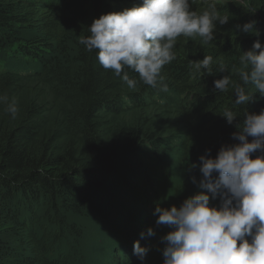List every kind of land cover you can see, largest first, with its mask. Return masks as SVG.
Returning a JSON list of instances; mask_svg holds the SVG:
<instances>
[{
  "label": "trees",
  "instance_id": "16d2710c",
  "mask_svg": "<svg viewBox=\"0 0 264 264\" xmlns=\"http://www.w3.org/2000/svg\"><path fill=\"white\" fill-rule=\"evenodd\" d=\"M142 2L0 0V97L18 106L12 119L0 102V264H163L153 250L143 262L132 254L135 242H150L148 235L141 238L149 197L171 179L179 207L200 191L193 177L199 182L202 174L189 165L239 143L232 134L245 111L264 110V97L252 85L248 105H235L231 85L227 92L214 88L224 76L241 83L232 71L239 56L257 40L264 45V0L216 2L230 19L217 23L207 45L179 37L177 59L161 72L167 92L139 82L131 70L138 84L129 89L99 64L96 51L78 42L90 35L94 19ZM206 8L191 2L197 13ZM253 20L258 35L237 29ZM206 55L213 57V75L189 66ZM221 63L227 71H218ZM224 108L237 113L231 125L220 115ZM113 183L122 191L109 211L99 194ZM107 213L113 224L81 252L91 230L87 221L104 220Z\"/></svg>",
  "mask_w": 264,
  "mask_h": 264
},
{
  "label": "clouds",
  "instance_id": "9594fccd",
  "mask_svg": "<svg viewBox=\"0 0 264 264\" xmlns=\"http://www.w3.org/2000/svg\"><path fill=\"white\" fill-rule=\"evenodd\" d=\"M191 2L194 0H143L141 5L103 14L88 27L90 35L78 42L86 51H96L99 64L129 89H136L138 84L130 78L131 70L138 74L139 82L167 92L161 72L177 59V39L199 38L202 46L207 45L215 39L217 23L225 25L230 19L220 14L216 0H204L207 8L201 13L191 10ZM237 29L259 34L254 20L237 25ZM212 64L211 55L189 61L193 71L204 70L208 75H213ZM218 71H227L223 63ZM232 71L241 83L233 84L231 76H224L214 81L216 91L227 92L231 85L235 105H248L253 100L248 85L264 97V45L259 40L251 50L242 52L239 67L233 66ZM0 102L16 119L15 101L8 103L2 96ZM220 115L230 125L237 118L230 108H224ZM236 127L232 138L239 143L222 145L214 158L202 155L198 165H189V169L199 167L202 174L199 182L193 177L200 191L179 207L155 208L156 225L171 229L161 238L166 245L163 264H264V110L256 114L247 109L242 126ZM254 153L261 154L253 158ZM217 198L219 205L211 204ZM144 235L141 233V238ZM147 235H155V229L149 228ZM147 252L139 241L134 243L133 254L141 262Z\"/></svg>",
  "mask_w": 264,
  "mask_h": 264
},
{
  "label": "rangeland",
  "instance_id": "374dc122",
  "mask_svg": "<svg viewBox=\"0 0 264 264\" xmlns=\"http://www.w3.org/2000/svg\"><path fill=\"white\" fill-rule=\"evenodd\" d=\"M218 1H223V0H216V2ZM237 1L240 3H245L248 0H237ZM194 2L204 3V0H194ZM164 188L165 190L162 191L160 196H156L154 203L150 206L153 221H151L147 227L142 229L144 232H147L149 228L155 229V235H154L155 237L153 240V245L152 247L149 246V248L151 247L153 252L159 254L160 256H163L162 255L163 249L166 246L164 243L161 242V238L167 235V233L171 231V229L167 226H157L156 225V219L158 217L154 215L155 208L158 205L164 208H169V209L173 205L177 206L175 193H174L175 181L171 179L168 180L166 183H164ZM121 191L122 190L120 189V185H117V183H113V184H110L109 187L105 190V195H103L102 193L99 194V200L102 202L103 205H104V202H106L107 200L108 205L105 206L106 210L110 211L112 209H115L116 207L115 200L119 197ZM142 212L144 216H148L146 215L147 213L145 212L144 209H142ZM108 213L106 214V219L104 220L98 217V219H95L93 223L92 221H87V227L88 229L90 227L91 230L88 231L81 240V245H80L81 252L86 253L87 251H90L94 247L95 234L101 231H106L105 229L108 228L109 225L113 224V219ZM141 222L144 223V221H141Z\"/></svg>",
  "mask_w": 264,
  "mask_h": 264
},
{
  "label": "bare ground",
  "instance_id": "6f19581e",
  "mask_svg": "<svg viewBox=\"0 0 264 264\" xmlns=\"http://www.w3.org/2000/svg\"><path fill=\"white\" fill-rule=\"evenodd\" d=\"M225 1H228V0H223V1H218V2H225ZM230 1H234V0H230ZM238 1L236 0L234 3H237ZM195 3H197V2H195ZM238 3H240V2H238ZM204 4H205V2H204ZM179 89V88H178ZM177 91V90H176ZM179 92H180V89H179ZM167 94V93H166ZM177 94V93H176ZM179 95H181V94H179ZM171 96V95H170ZM168 97H169V95H168ZM180 97V96H179ZM182 97V96H181ZM177 98V97H176ZM164 99V98H163ZM166 99V98H165ZM169 99V98H168ZM168 99L166 100V101H168ZM179 100H181L182 101V99L181 98H179ZM165 101V102H166ZM178 101V100H177ZM176 101V102H177ZM181 101H179L180 103H181ZM163 190H165V188L163 189ZM163 190H161V191H158L155 195L156 196H160V194L162 193V191ZM152 245H153V243H151V242H147L146 244H144V245H142V247H147V249L150 251L151 250V247H152ZM149 246H151L150 248H149ZM133 254V253H132Z\"/></svg>",
  "mask_w": 264,
  "mask_h": 264
}]
</instances>
